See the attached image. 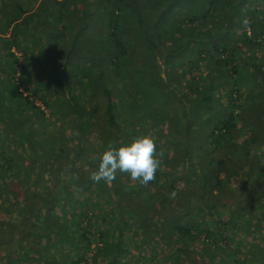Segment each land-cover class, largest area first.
<instances>
[{
	"label": "trees",
	"instance_id": "1",
	"mask_svg": "<svg viewBox=\"0 0 264 264\" xmlns=\"http://www.w3.org/2000/svg\"><path fill=\"white\" fill-rule=\"evenodd\" d=\"M0 264H264V0H0Z\"/></svg>",
	"mask_w": 264,
	"mask_h": 264
},
{
	"label": "clouds",
	"instance_id": "2",
	"mask_svg": "<svg viewBox=\"0 0 264 264\" xmlns=\"http://www.w3.org/2000/svg\"><path fill=\"white\" fill-rule=\"evenodd\" d=\"M159 155L155 138L147 133L135 135L119 146L109 143L100 154L98 167L92 171L90 179L111 183L119 171L147 185L161 166Z\"/></svg>",
	"mask_w": 264,
	"mask_h": 264
},
{
	"label": "rangeland",
	"instance_id": "3",
	"mask_svg": "<svg viewBox=\"0 0 264 264\" xmlns=\"http://www.w3.org/2000/svg\"><path fill=\"white\" fill-rule=\"evenodd\" d=\"M8 93H10V92H8ZM49 94H50V99H49V100H52V99L56 98V96H57V93H53L52 91H51ZM37 103L41 105V107L45 110V112H47V118H48L50 121L53 122V119H52L51 115H50V117H49L50 108L47 107V105H46L45 103L41 102V101H38ZM97 112H98V111H97ZM96 116L99 118V112L96 114ZM98 118H96V119H98ZM99 123H100V121H99V119H98V120L96 121V125H95V126H98ZM56 124H57V123H56ZM2 125H3V124H2ZM1 128H2V126H1ZM98 136H99V131L93 130V134H92V136L90 137V141H89L90 145H93V143L98 142ZM17 147H19V148H17V149H19V150L21 149V147H20L19 145H17ZM71 149H72V148H70V153H71V156H72L73 151H72Z\"/></svg>",
	"mask_w": 264,
	"mask_h": 264
}]
</instances>
